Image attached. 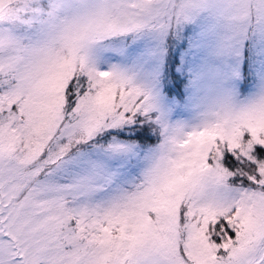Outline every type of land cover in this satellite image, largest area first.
Returning <instances> with one entry per match:
<instances>
[{"label": "snow or ice", "instance_id": "obj_1", "mask_svg": "<svg viewBox=\"0 0 264 264\" xmlns=\"http://www.w3.org/2000/svg\"><path fill=\"white\" fill-rule=\"evenodd\" d=\"M0 264H264V0H0Z\"/></svg>", "mask_w": 264, "mask_h": 264}]
</instances>
